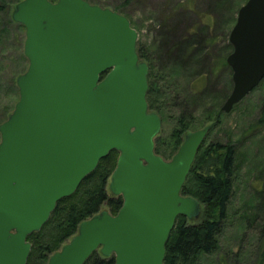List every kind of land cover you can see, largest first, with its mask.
<instances>
[{
	"label": "water",
	"instance_id": "obj_1",
	"mask_svg": "<svg viewBox=\"0 0 264 264\" xmlns=\"http://www.w3.org/2000/svg\"><path fill=\"white\" fill-rule=\"evenodd\" d=\"M237 11L225 113L264 78V0ZM12 19L24 27L28 64L0 123V264L27 263V236L112 149L119 157L108 189L122 206L81 221L46 264H83L95 250L114 264H163L176 217L200 215L199 201L180 190L213 122L189 131L165 161L154 152L161 118L147 107L148 66L127 16L87 0H22Z\"/></svg>",
	"mask_w": 264,
	"mask_h": 264
},
{
	"label": "rangeland",
	"instance_id": "obj_2",
	"mask_svg": "<svg viewBox=\"0 0 264 264\" xmlns=\"http://www.w3.org/2000/svg\"><path fill=\"white\" fill-rule=\"evenodd\" d=\"M11 1L0 0V4L4 5L0 9V29L3 27L0 31V123L5 121L17 102L16 77L26 71L28 64V59L23 54L24 28L22 29L18 25L20 23L16 21L7 23L9 13L13 12L11 9L14 10ZM239 1L232 0L230 9L234 10L236 2ZM246 1L243 0L242 4ZM88 2L102 8L108 7L127 16L131 27L137 31V45H142L148 50L149 55L155 58L154 71L164 76L165 84L171 89L164 110L165 120L161 119L160 133L158 132L165 138L175 124L174 118L181 111L180 104L191 101V96L195 92L194 84L200 85L202 81H199L195 61L190 66L180 67L172 62V58L159 56L161 58L158 59L159 46L166 43L163 34L167 33L168 37H172L170 44H173L174 41L179 42L188 38V35L196 32L199 27L206 26L209 20L213 21L216 26L209 30V34L217 35L215 44H208L204 46L205 49L203 48L204 56L208 58L205 63L209 69H212L211 65L219 61L220 56L224 54L223 57L226 58L231 52L228 29H231L235 23L231 26L225 24L224 29H221L220 18L225 21L228 12L218 10L219 6L215 5L218 0H88ZM203 42L204 37L199 35V44ZM228 44L231 50L226 46ZM140 60L145 61L148 66V61ZM207 73L210 83H213L214 94L226 88L230 93L232 88L230 73L228 74L223 67L217 74L210 75L208 70ZM197 78L198 80L194 81ZM262 81L255 91L252 90L245 96L240 106L234 107L228 113L222 111L220 123L213 126L207 138L208 141L235 144L238 161L233 196L228 204L229 216L219 236L220 247L215 254L202 258L203 264H217L220 259H223L224 264H258L260 254L264 250V193L261 191L264 182V124L257 128L255 125L260 115L258 106L260 101H264V81ZM229 93L219 102V107ZM188 105L189 108H194L195 116L200 117L203 105L199 107L191 103ZM202 125L191 131L202 128ZM102 210L108 212L107 206L103 205L100 211ZM198 218L199 216L190 220L193 222L199 220Z\"/></svg>",
	"mask_w": 264,
	"mask_h": 264
},
{
	"label": "trees",
	"instance_id": "obj_3",
	"mask_svg": "<svg viewBox=\"0 0 264 264\" xmlns=\"http://www.w3.org/2000/svg\"><path fill=\"white\" fill-rule=\"evenodd\" d=\"M20 1L22 0H12L10 4H12V7H15ZM221 1L218 0L215 5L219 6V11L228 12V18L225 21L220 18L219 22L221 29H224L225 24L229 26L234 24L237 13L235 10L241 6L243 0L236 2L234 10L230 9L232 0ZM3 6L0 4V9ZM11 11L13 10L11 9ZM12 22L14 20L12 19V12H10L7 23ZM206 24V26L199 27L193 34L188 35V38L182 39L179 42L174 41L173 44H170L172 37L170 38L167 33H164L163 37L166 39V43L159 46L160 52L157 54L159 60L161 58L159 56H162V58L163 56L169 57L172 58L173 63L175 62L180 67L190 66L195 61L198 67L199 81L202 82L201 84L199 83L200 85L198 83L194 84L193 89L195 92L191 96V101L180 104L181 111L174 118L175 124L171 132L165 138L159 135L160 132L155 135L153 139L154 152L164 160L172 158L189 131L199 128L200 124H203L201 126L203 127L213 122L211 129L204 138L205 140L197 149L198 151L180 190V194L194 197L199 201L201 208L199 220L191 222L192 220L184 215L176 217L174 227L170 230L169 238L165 243L163 264H203L202 258L217 252L220 247L219 236L229 216L228 204L233 196L235 187L234 179L238 161L236 159V145L232 142L223 144L219 141H208L207 139L213 126L219 124L221 121L223 112H221L219 102L229 93L228 88L222 89L217 94L212 92L213 83L209 81L210 77L207 70L210 75L217 74L221 67L228 74L232 72L226 64L227 57L224 58V54L220 56L219 61L211 65L212 69H209L207 63H205L208 58L206 55L204 56V46L215 44L217 38V35L209 34V30L213 26L215 27L216 24L210 20ZM18 25L22 29L24 28L22 24ZM199 35L204 37L202 44H199ZM226 46L229 50L232 49L229 44ZM136 50L139 60L144 59L148 61L147 107L149 111L156 112L159 118L164 121V110L167 107L166 103L170 97L171 89L165 84L164 76L154 71L156 61L152 55H149L148 50L144 49L142 45H136ZM22 57L24 58L25 56L22 54ZM105 75L103 73L101 77ZM197 80L198 78L194 79V81ZM260 85L261 83L258 86ZM15 90L17 93L16 98H18L19 89L16 86ZM241 101L235 104L234 107L240 106L242 104ZM260 102L258 106L260 115L255 123L256 128L264 124V101ZM188 103L197 107L203 105L200 117L195 116L194 108H189ZM118 156L117 150H110L107 156L99 160L97 167L84 177L73 194L57 201L54 210L51 212V216L44 223L43 227L39 231H34L27 236L31 250L26 259V264H46L49 256L60 249L67 239L77 232L79 223L99 213L103 205L107 206L108 212L111 214L118 212L123 204L122 197L108 192L107 189L110 175L116 167ZM262 184L263 188L261 191L264 193V182ZM222 261L223 259L218 260L217 264H224ZM263 261L264 250L260 254L257 263L263 264ZM114 263L115 257L113 255L103 256L99 250H95L83 264Z\"/></svg>",
	"mask_w": 264,
	"mask_h": 264
}]
</instances>
